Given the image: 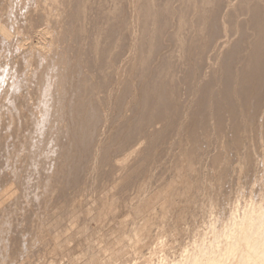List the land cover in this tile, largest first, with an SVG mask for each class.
Returning a JSON list of instances; mask_svg holds the SVG:
<instances>
[{
	"label": "bare ground",
	"instance_id": "bare-ground-1",
	"mask_svg": "<svg viewBox=\"0 0 264 264\" xmlns=\"http://www.w3.org/2000/svg\"><path fill=\"white\" fill-rule=\"evenodd\" d=\"M75 242L264 264V0H0V264Z\"/></svg>",
	"mask_w": 264,
	"mask_h": 264
},
{
	"label": "rangeland",
	"instance_id": "rangeland-1",
	"mask_svg": "<svg viewBox=\"0 0 264 264\" xmlns=\"http://www.w3.org/2000/svg\"><path fill=\"white\" fill-rule=\"evenodd\" d=\"M136 105H140V103L138 104V103H136ZM126 115H125V114ZM127 114H129V113H127V112H125V111H121V113H119V115L117 116V118H115L113 121H114V123H113V121H112V124L114 125V124H116L117 122H118V120H120V119H122V117H124V119H127V121L129 120V123L131 122V120H130V118H132V114H130L129 115V117H126L125 118V116H127ZM122 117H121V116ZM125 115V116H124ZM120 116V117H119ZM152 201H150L149 203L148 202H146L145 203V209H150V207H152L153 205V203H151ZM104 212V214H102ZM101 214H100V216H101V220L102 221H104L103 219L107 216L108 217V215L110 216L111 215V211L109 210V209H107V210H105V211H103ZM106 214V216L104 217V215ZM106 219V218H105ZM90 222V227H87V228H85V226L83 225V226H81L80 228H75L74 230H75V232H76V234H75V238L76 237H79L80 238V240H84V238H87V239H95V238H93L95 235H98V232H97V230L95 229V228H97V227H95L96 225L98 226V223H97V221L94 219V221L93 220H90L89 221ZM95 222H96V224H95ZM106 229V230H105ZM78 231V233H77V231ZM109 231H110V229H109V227L108 226H106L102 231H100L99 232V236H101V235H106V238H108L107 240L108 241H115V233L113 232H111L110 231V233H109ZM85 234V235H84ZM108 235H110V236H108ZM118 235V234H117ZM108 236V237H107ZM96 237V236H95ZM102 237V236H101ZM109 243H111V242H109ZM75 245H73V246H71V248H70V250L69 249H67V247H66V249H64L65 250V254L64 253H62V248L64 247H62L61 249V254L63 255H67L68 254V257L69 256H72L73 257V260L75 261V263L76 264H83L84 263V260L82 259V252H84L86 249L84 248V247H77L76 246V242L74 243ZM116 252H123L124 254H129V253H133L134 252V250H133V248L131 247V246H124L123 244H119V245H116L114 248H113ZM142 249V253H145V252H147L148 251V248L147 247H143V248H141ZM179 249V248H178ZM69 250V251H68ZM98 251V250H97ZM169 251H174V250H169ZM69 252H70V255H69ZM99 253H101V254H103V251L102 250H100V252ZM79 258H78V257ZM66 258H67V256H66ZM65 258V260H63V262H61L60 260L58 261V260H56L55 261V264H57V262H59L60 264H70L69 263V260L68 259H66ZM70 258V257H69ZM158 258V257H157ZM129 258L128 257H123L122 259H119V262H120V264H124L125 263V261L127 262V260H128ZM131 259V258H130ZM128 260V262L127 263H125V264H137L136 262H138V259H137V261L135 260V262L133 261V262H131V260ZM147 258H140L139 259V264H142V263H144L143 261H145ZM159 259V258H158ZM157 259V260H158ZM168 259H169V257H168ZM168 259L166 258V260L165 261H167L168 262ZM154 260H156V258L154 259ZM163 260V257L160 259V264H165L166 262L164 261H162ZM67 261V262H66ZM162 261V262H161ZM119 262H118V264H119ZM122 262H124V263H122ZM58 263V264H59ZM96 263H99V264H105V258H104V256L103 255H101V256H97L96 257ZM154 263H155V261H154ZM158 264H159V261L157 262ZM156 263V264H157ZM2 264V263H1ZM49 264H52V263H49ZM54 264V263H53Z\"/></svg>",
	"mask_w": 264,
	"mask_h": 264
}]
</instances>
